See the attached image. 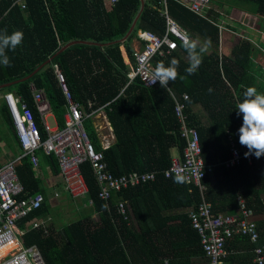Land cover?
<instances>
[{
  "label": "trees",
  "instance_id": "obj_1",
  "mask_svg": "<svg viewBox=\"0 0 264 264\" xmlns=\"http://www.w3.org/2000/svg\"><path fill=\"white\" fill-rule=\"evenodd\" d=\"M21 2L27 6L26 10ZM215 3L251 15L255 30L258 27L264 34V0H215ZM167 4L169 14L190 38L199 39L201 43L208 38L211 40L212 52L208 50L204 54L194 75L185 72L188 56L182 43L176 51L154 61V66L160 62L167 66L173 57L179 61V75L168 87L177 96L189 95L185 111L187 124L198 129L207 164H217V182L213 183L210 176L205 179L209 186L208 198L214 202L216 212L221 213L225 208L235 212L237 195L241 193L261 214L264 155L255 158L253 164L244 161L232 168L225 162L232 156V143L242 152L247 150L239 143L242 114L237 115L236 105L244 99L243 92L249 86L264 93V62L258 59L264 55L263 43L255 44L247 36L233 48V58H230L227 52L220 51L224 45L221 19L226 18L228 10L224 13L211 9L208 15H201L176 0H168ZM142 5L143 0H117L114 4L110 0H0V31L24 33L21 45L7 53L11 67L0 65V86L16 84L0 91L22 95L30 104L42 139L47 138V132L37 110L33 86L51 103L60 128L65 126L67 100L55 73L57 65L75 102L86 110L89 102L94 103L92 109L110 104L106 111L116 138L110 148L103 149L92 121L85 122L92 143L98 151L104 152L110 171L117 176L132 171H158L154 181L114 193L109 200V211L106 201L99 197L100 188L93 168L89 163L82 165L88 193L81 199L86 206L93 201L90 211H84L83 217L60 231L51 228L46 235L33 230L23 240L25 245H37L42 250L46 264H165V260H169L168 264H197L194 261H198V257L208 263L201 237L193 229L188 214L178 217L168 214L176 208L197 206L202 200L198 187L190 191V184L177 185L164 175L172 165L173 150L183 157L187 146L181 137L182 124L175 115L173 98L168 90L160 86L146 88L138 80L122 93L130 71L126 57L133 62V42L138 32L151 31L161 37L166 34L165 7L161 0H145V9L141 11ZM140 12L134 31L124 41ZM73 42L77 43L58 55ZM122 47L127 56L123 55ZM51 58L49 65L23 81ZM209 88L213 91L209 92ZM197 105L207 111L211 125L196 119L192 108ZM0 119H3L2 125H12L5 102L0 105ZM14 131L15 128L12 132L16 143L9 142V147L16 157H21L25 151ZM39 157L53 173L60 174L53 154L46 155L42 151ZM18 173L26 187L25 196L39 191L46 194L45 181L35 170L30 156L22 159ZM46 199L29 221L50 213L51 206ZM120 200L128 201L133 208L136 224L132 227L116 215ZM80 207L81 204L79 211ZM93 215L98 216L99 224L92 220ZM232 245H239L247 252L254 248L244 236L236 237ZM233 262L248 264L252 260L237 256Z\"/></svg>",
  "mask_w": 264,
  "mask_h": 264
},
{
  "label": "built area",
  "instance_id": "obj_2",
  "mask_svg": "<svg viewBox=\"0 0 264 264\" xmlns=\"http://www.w3.org/2000/svg\"><path fill=\"white\" fill-rule=\"evenodd\" d=\"M191 11L201 15H208L211 9H217L213 0H176ZM112 4L117 0H110ZM168 0H161L165 9L163 14L166 18V34L161 37L153 32H139L142 42L133 54V65L128 73V83L122 89V93L136 80L146 88L160 86L157 81L150 84V74L154 70V60L157 57H165L179 48V43L188 36V33L180 26L168 12ZM25 9L26 6L24 5ZM238 16L244 19L242 27L255 29L250 23L248 15L240 12ZM254 19V18H253ZM57 79L63 89L67 100V110L64 116L65 126L51 129L46 121L47 116L52 113V106L44 93L39 92L33 86L37 110L41 117L47 138L42 139L34 109L24 100L22 95L15 92L4 93V102L17 134V137L25 151L24 156L9 162L0 168V264H46L42 253L37 248L24 247L23 238L30 232V223L26 228L21 227L24 220L29 219L33 213L42 207L44 194L41 192L25 196L27 192L22 182L17 167L24 157L30 156L36 169L40 168L39 151L46 155H54L59 164L63 177L65 189L73 198H82L88 193V185L81 170V166L89 163L93 168L94 176L99 184V197L106 201L110 211L109 200L112 195L125 189L135 187L148 181H154L158 171L138 172L132 171L123 175H115L108 167L104 152L96 149L85 122L99 121L100 126H95L103 149L106 150L113 145L115 135L108 119L106 107L94 106L89 102V109H85L80 103L73 100L64 76L57 65L54 66ZM168 91L175 102V115L180 121L181 137L186 141L183 157H174L172 165L164 171L166 178H171L176 172L184 171L189 176L188 184L198 187L202 200L197 206L189 209V218L193 229H196L201 237L207 264H227L232 255L229 249L231 243L238 236L247 237L254 245L252 250L254 264H264V245H259L262 240V231L258 224L260 217L264 218V202L262 213L258 215L257 208L249 207L248 199L243 194L237 195L239 207L235 215H224L216 212L213 201L208 198L209 187L205 184L208 176L216 174V165H208L204 157L200 133L197 128L189 127L185 111L189 95L177 96L169 87ZM238 148H232V156L225 164L227 167H235L246 161L254 163L255 155L245 156V152ZM222 165V164H220ZM193 187L191 188V190ZM90 204L93 201L90 200ZM118 219H123L132 227L134 215L130 203L126 200L118 201L116 205ZM32 230H41L48 233V224L45 221L35 220ZM16 243V247L1 254L8 245ZM169 263L168 260L165 262Z\"/></svg>",
  "mask_w": 264,
  "mask_h": 264
},
{
  "label": "clouds",
  "instance_id": "obj_3",
  "mask_svg": "<svg viewBox=\"0 0 264 264\" xmlns=\"http://www.w3.org/2000/svg\"><path fill=\"white\" fill-rule=\"evenodd\" d=\"M20 4L22 6L25 5L23 2H21ZM26 9H27V6L24 10ZM139 32H145V30H140ZM139 32H138L136 40L133 42L134 51L137 48H140L142 44L140 37H139ZM148 32H151V31H148ZM23 39H24V33L20 30H14L11 33H9L7 29L0 31V65H3L4 67H11V60L7 53L8 51H15V49L19 45H21V43L23 42ZM135 42L137 44L136 47L134 46ZM182 47L186 51L187 56H188V67L185 69V72L188 75H194L203 62L204 54H206L208 49L211 47V40L210 38H208L203 43H201L199 39H192L186 36V38L182 42ZM121 49H122L123 55L125 54V56H127L125 48L122 47ZM134 51H133V54H134ZM133 62H134V59H133ZM133 62L128 57H126V63L129 66L133 65ZM178 67H179V61L175 57L171 59L170 63L167 66L162 62L157 63L154 70L150 74V78H149L150 84H155L158 81L160 87L164 88L167 91L169 82L175 81L179 75ZM130 69H131V66H130ZM208 91L212 92L213 89L209 88ZM243 97L244 99L238 102L236 105V109L238 110L237 115L242 114V125L238 129L239 143L248 149V151L245 152L244 154L246 157L254 154L256 158H260L262 155H264V93L258 92L257 88L254 86H249L244 90ZM60 175L62 176L61 170H60ZM171 178L173 182L177 185L186 184V183L188 184L189 182V176L184 171L176 172ZM62 180H63V177H62ZM190 186L191 188L194 187L193 185H190ZM191 188H190V191H191ZM44 200H45V195H44ZM132 211H133V208H132ZM187 214L189 215V211L187 212ZM133 215H134V212H133ZM27 220H24V221L31 224V226L29 227L30 232H31L33 231L32 223L34 221L31 222ZM134 222L136 223L135 216H134ZM22 223H21V227L26 228L27 223H25L24 226H22ZM97 223L99 224L98 221ZM38 231H41V230H38ZM24 247L37 248L43 255L42 250L37 245L27 246L24 244ZM43 258H44V255H43Z\"/></svg>",
  "mask_w": 264,
  "mask_h": 264
},
{
  "label": "crops",
  "instance_id": "obj_4",
  "mask_svg": "<svg viewBox=\"0 0 264 264\" xmlns=\"http://www.w3.org/2000/svg\"><path fill=\"white\" fill-rule=\"evenodd\" d=\"M258 45H260V44H258ZM134 46L135 47L137 46L136 42L134 43ZM124 56H125V54H124ZM259 57H260L259 58V61L262 60V62H264V55H261ZM3 102H4V93L0 91V105ZM192 112H193V114H196V119L198 121H201L205 125L206 124L211 125V122L209 120L207 111L201 105L194 106L192 108ZM2 121H3V119H0V131L2 133H5L6 135H3V134L0 133V165H1V167H3L5 164H7L9 162L15 161L16 159L20 158V157H16L15 154H14V152L12 151L11 147H9V142H11L12 145H15V143H16V137H15V135L12 132V130L14 128L13 122H12V125H13L12 126V125H9V124H3L2 125ZM55 122H56V127L55 128H57L58 122H57V120ZM96 125L97 126H100L101 123L99 121L93 122L94 129H95V126ZM230 131L231 130H229V135L231 136ZM14 132H16V131H14ZM115 141H116V138H114V140H113L112 143L114 144ZM235 145H236V143H232V146H233L232 148L236 147ZM101 146H103V142H101ZM22 156H24V155H22ZM178 156L179 155H178L177 151L176 150H173V157H178ZM21 162L22 161H20L18 167L21 165ZM45 164L46 163L44 161H42L40 163V168L39 169H36L35 168V170H38L39 171L40 177L45 181L44 189H46V194H44L43 192L42 193L45 195V199L47 198L46 200L48 201V203H50L51 209H52L53 206H60V207H62V205H64L65 203L64 202H61L60 198H58L60 196L59 192L60 193L61 192L62 193H65L66 194V197L69 200L72 199L71 198V195L65 189V186H64V183H63V180H62V176L60 174L53 173L51 171L52 168L49 167V166H47V165H45ZM18 167H17V170H18ZM210 178L212 179V182L213 183L217 182V180H218V176L216 174L211 175ZM40 188L42 189V185L40 186ZM39 192H41V191H39ZM260 197H261L260 199H262V198L264 199V193L261 194ZM75 199H77V198H75ZM236 204L237 205H236V208H235V212H229L225 208V209H222L221 213L224 214V215H229V214L235 215V213L237 212V209L239 207L238 200L236 201ZM90 205H93V204H90V201H89L87 206L84 204L85 207H83V206L80 207V211H81L82 215H83V212L84 211H87V212L90 211ZM249 207L256 209V207L253 206V205H250ZM78 208H79V206H78ZM189 209H190V207H187V208H185V207L176 208V209H173V211L168 212V214L171 217H178V216H181V215H183L185 213L187 214V212L189 211ZM258 215H259V213H258ZM79 216H80V212L78 211V217ZM97 218H98L97 215H93L92 216V220L93 221L97 220ZM35 220H37V221H45L47 223H48V221H53L54 222V227L56 228V229H54V228L53 229L56 230V231H60L63 228V227L61 228V227H58L57 226L55 218L51 215V211H50L49 214H47L45 216H42L40 218H36ZM35 220H33V221H35ZM258 220H259L258 221L259 227H260V229L262 231V240H261L262 241V244H259V245L263 246L264 245V218L263 217H260ZM33 221H31V222H33ZM48 228H49V225H48ZM50 230L51 229L49 228L48 229V233H44V231H43V233L47 235V234L50 233L49 232ZM28 234H30V232ZM231 247H232V249H231V251H232V255H231L232 256L231 257L232 260H230V263H235V262H233V258H235L237 256H244V257H247V258H251L252 262L251 263H248V264H254V261H253L254 260L253 259V253H252V250L253 249L250 252H247V251H245L246 249H241L239 245L238 246L232 245ZM197 260L198 261H194V262H197V264H205L206 263L205 259H201L200 257H198Z\"/></svg>",
  "mask_w": 264,
  "mask_h": 264
},
{
  "label": "rangeland",
  "instance_id": "obj_5",
  "mask_svg": "<svg viewBox=\"0 0 264 264\" xmlns=\"http://www.w3.org/2000/svg\"><path fill=\"white\" fill-rule=\"evenodd\" d=\"M222 1V0H221ZM223 1H231L232 0H223ZM214 6L221 10L222 12L226 13V10H228L227 6H219L217 3H215L214 0ZM240 10H228V13H226V18L223 17L221 19V24L223 27V39L224 40V45H222V48H220V51L227 52L226 55H228L230 58H233L232 56V50L233 48L242 40L246 39L247 36L250 37L253 42L256 44L263 43L262 45L264 46V34L259 30L258 27L257 29H251V28H244L241 26V23L244 19H241V16H238L240 13ZM250 20V23L253 24V27H255V20L253 17L248 16ZM246 37V38H245ZM226 47V48H225ZM211 51V49H208ZM212 52V51H211ZM260 58V57H259ZM258 58V59H259ZM49 127L51 129H54L56 127V117L53 113L47 116L46 119ZM42 151H39V155H41ZM60 198L61 202H64L65 204L60 206H53L51 209V215L55 218L56 224L58 227H64L65 225L70 224L71 222L78 220L79 218L83 217L81 214L78 217V206L81 204V206H84V202L82 199H68L66 197L65 193H60ZM80 212V211H79ZM97 223V220H95ZM49 225V228H54V222L53 221H48L47 223Z\"/></svg>",
  "mask_w": 264,
  "mask_h": 264
},
{
  "label": "water",
  "instance_id": "obj_6",
  "mask_svg": "<svg viewBox=\"0 0 264 264\" xmlns=\"http://www.w3.org/2000/svg\"><path fill=\"white\" fill-rule=\"evenodd\" d=\"M144 9H145V0H143V5H142V8H141V11L144 10ZM140 14H141V12H140V13L138 14V16L135 18V20H134V22H133V24H132V27H131V29H130L128 35L125 37L124 41H126V40L128 39V37H129V36L132 34V32L134 31V29H135V27H136V23H137V21H138V19H139ZM76 43H77V42H73V43H70V44L66 45L64 48H62V49L60 50V52L58 53V55H59L60 53H62L63 51H65L66 49L70 48L71 46L75 45ZM52 60H53V58H51L49 61H47L46 63H44L43 65H41V66L36 70V72H35L33 75H31L30 77L24 79L23 81H27V80H29L30 78H32L33 76H35V75H36L39 71H41L45 66L49 65V64L52 62ZM15 84H16V82H15V83H11V84H6V85H3V86H0V90L5 89V88L12 87V86H14Z\"/></svg>",
  "mask_w": 264,
  "mask_h": 264
},
{
  "label": "bare ground",
  "instance_id": "obj_7",
  "mask_svg": "<svg viewBox=\"0 0 264 264\" xmlns=\"http://www.w3.org/2000/svg\"><path fill=\"white\" fill-rule=\"evenodd\" d=\"M16 246H17L16 243L11 244V245H8V246L6 247V250H4L1 254H5V253H7V252L13 250Z\"/></svg>",
  "mask_w": 264,
  "mask_h": 264
}]
</instances>
